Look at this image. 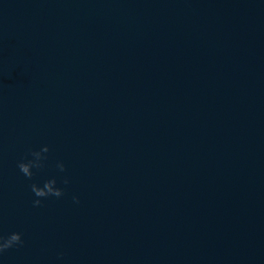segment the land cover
<instances>
[{
    "label": "water",
    "instance_id": "water-1",
    "mask_svg": "<svg viewBox=\"0 0 264 264\" xmlns=\"http://www.w3.org/2000/svg\"><path fill=\"white\" fill-rule=\"evenodd\" d=\"M11 232L0 264H264V0H0Z\"/></svg>",
    "mask_w": 264,
    "mask_h": 264
},
{
    "label": "clouds",
    "instance_id": "clouds-1",
    "mask_svg": "<svg viewBox=\"0 0 264 264\" xmlns=\"http://www.w3.org/2000/svg\"><path fill=\"white\" fill-rule=\"evenodd\" d=\"M49 152V147L44 145L39 150H29L28 154L18 161L17 167L20 172L26 177L31 179L34 176V169H40L44 166V161L47 159L46 153ZM56 167L60 172H66L67 168L63 161H58ZM70 177L65 176L62 183L68 185L70 183ZM31 191L34 194L32 201L33 207H39L42 205L43 200L49 197L61 198L65 194V189L59 186L56 178H51L43 183V186L37 183L31 184ZM72 200L74 203L79 204L80 198L77 195H73ZM24 244L23 235L21 232H11L9 235H0V255H2L7 249L20 247ZM64 253H58V259H63Z\"/></svg>",
    "mask_w": 264,
    "mask_h": 264
}]
</instances>
